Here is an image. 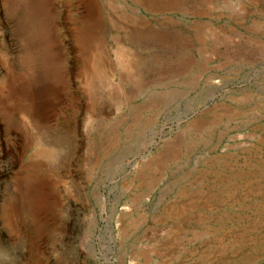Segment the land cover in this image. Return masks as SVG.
I'll return each instance as SVG.
<instances>
[{
    "label": "rangeland",
    "instance_id": "rangeland-1",
    "mask_svg": "<svg viewBox=\"0 0 264 264\" xmlns=\"http://www.w3.org/2000/svg\"><path fill=\"white\" fill-rule=\"evenodd\" d=\"M0 264H264V0H0Z\"/></svg>",
    "mask_w": 264,
    "mask_h": 264
},
{
    "label": "bare ground",
    "instance_id": "bare-ground-1",
    "mask_svg": "<svg viewBox=\"0 0 264 264\" xmlns=\"http://www.w3.org/2000/svg\"><path fill=\"white\" fill-rule=\"evenodd\" d=\"M201 1H203V0H201ZM150 2H151V0H150ZM205 2H207V1H205ZM205 2H204V3H205ZM201 3H202V2H201ZM211 5H212V4H211ZM209 6H210V5H209ZM116 8H117V7H116ZM240 8H241V7H240ZM202 11H203V10H202ZM240 12H241V11H240ZM198 14H199V13H198ZM201 14H202V13H201ZM163 31H164V30H163ZM176 31H177V30H176ZM178 31H179V30H178ZM178 31H177V32H178ZM154 32H155V31H154ZM177 32H174L173 34H176V35H177ZM166 33H167V32H166ZM214 33H215V32H214ZM156 34H157V33H156ZM156 34H155V35H156ZM222 34H223V36H224V33H222ZM124 36H125V35H124ZM173 36H174V35H173ZM199 36H200V35H199ZM210 36H211V35H210ZM220 36H221V35H220ZM225 36H226V35H225ZM225 36H224V39L222 38L223 40H225V38H227V36H226V37H225ZM125 37H126V36H125ZM174 37H175V36H174ZM174 37H173V38H174ZM218 37H219V36H218ZM221 37H222V36H221ZM178 38H179V40H180V37H178ZM124 39H125V38H124ZM142 39H143V38H142ZM142 39H141V40H142ZM149 39H150V38H149ZM182 39H183V37H182ZM184 39H185V38H184ZM230 39H231V38H230ZM251 39H252V38H251ZM235 40H236V39H235ZM253 40H254V39H253ZM125 41H127V40H125ZM145 41H146V40H145ZM175 41H176V39H175ZM180 41H182V40H180ZM220 41H222V40H220ZM225 41H226V40H225ZM249 41H250V40H249ZM140 42H141V41H140ZM140 42H139V43H140ZM176 42H177V41H176ZM183 42H184V41H183ZM222 42H223V41H222ZM132 43H133V41H132ZM144 43H145V42H144ZM147 43H148V42H147ZM149 43H150V42H149ZM179 43H180V42H179ZM151 44H152V43H151ZM155 44H156V43H155ZM157 45H159V44H157ZM178 45H179V44H178ZM185 45H186V44H185ZM121 46H122V45H121ZM182 46H183V43H182ZM182 46H181V48H183ZM129 47H130V46H129ZM162 47H163V46H162ZM172 47H174V46L171 45V48H172ZM217 47H218V46H217ZM164 48H165V47H164ZM175 48H176V47H175ZM122 49H124V48H122ZM127 49H129V48H127ZM134 49H135V48H134ZM159 49H160V47H159ZM162 49H163V48H162ZM166 49H167V48H166ZM172 49H173V48H172ZM213 49H214V48H213ZM124 50H126V48H125ZM132 50H133V49H132ZM175 50H176V49H175ZM122 51H123V50H122ZM122 51L119 52V53L117 52V53L119 54L118 56H119L120 62H121V64H123V63L125 64V63H126L124 67H125V68H128V69L130 70L131 67H132V68L135 67V64L137 63V60L134 58V55H132V56H129V55H128V54H131V53H129V52H132V51H128V52H127L128 54L125 53V52H122ZM217 51H218V50H217ZM134 52H135V51H134ZM254 52H255V51H254ZM163 53H164V52H163ZM166 53H167V52H166ZM179 53H180V52H179ZM179 53H177V54H179ZM136 54H137V53H136ZM160 54H161V53H160ZM174 54H175V53H174ZM174 54H173V55H174ZM181 54H182V53H181ZM255 54H256V53H255ZM158 55H159V54H158ZM167 55H168V54H167ZM181 56H182V55H181ZM181 56H180V58H181ZM155 57H156V56H155ZM162 57H164V56H162ZM162 57H161V58H162ZM164 58H165V57H164ZM169 58H170V57H169ZM155 59H156V58H155ZM211 59H212V58H211ZM167 60H168V59H167ZM173 60L175 61V58H174ZM177 60H178V59H177ZM230 60H231V59H230ZM174 61H172V62H174ZM168 62H169V61H168ZM168 62H167V63H168ZM175 63H176V61H175ZM179 63H180V62H179ZM119 64H120V63H119ZM169 64H170V63H169ZM201 68H202V67H201ZM126 71H127V70H126ZM130 72H132V71H130ZM118 91H119V90H118ZM168 153H169V152H168ZM168 153H167V154H168ZM150 162H151V161H150ZM159 166H160V165H159ZM155 167H156V166H155ZM157 167H158V166H157ZM147 170H149V169H147ZM141 176H142V175H141ZM148 251H149V250H148Z\"/></svg>",
    "mask_w": 264,
    "mask_h": 264
}]
</instances>
